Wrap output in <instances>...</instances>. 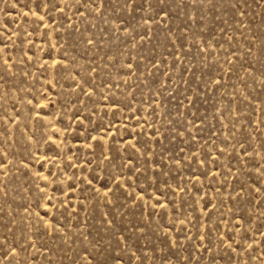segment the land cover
<instances>
[{
	"label": "rangeland",
	"instance_id": "rangeland-1",
	"mask_svg": "<svg viewBox=\"0 0 264 264\" xmlns=\"http://www.w3.org/2000/svg\"><path fill=\"white\" fill-rule=\"evenodd\" d=\"M0 264H264V0H0Z\"/></svg>",
	"mask_w": 264,
	"mask_h": 264
}]
</instances>
